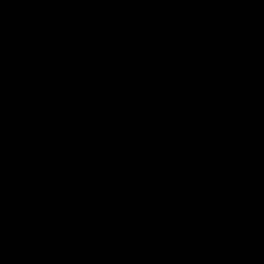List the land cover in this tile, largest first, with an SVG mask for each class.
Masks as SVG:
<instances>
[{
  "label": "water",
  "instance_id": "water-1",
  "mask_svg": "<svg viewBox=\"0 0 264 264\" xmlns=\"http://www.w3.org/2000/svg\"><path fill=\"white\" fill-rule=\"evenodd\" d=\"M0 264H212L207 0H0Z\"/></svg>",
  "mask_w": 264,
  "mask_h": 264
}]
</instances>
